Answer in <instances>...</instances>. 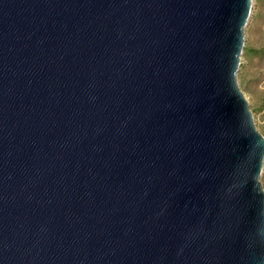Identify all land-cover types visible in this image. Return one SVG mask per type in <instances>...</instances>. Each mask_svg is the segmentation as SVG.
Instances as JSON below:
<instances>
[{"label": "water", "instance_id": "obj_1", "mask_svg": "<svg viewBox=\"0 0 264 264\" xmlns=\"http://www.w3.org/2000/svg\"><path fill=\"white\" fill-rule=\"evenodd\" d=\"M253 4L0 0V264H264Z\"/></svg>", "mask_w": 264, "mask_h": 264}, {"label": "rangeland", "instance_id": "obj_2", "mask_svg": "<svg viewBox=\"0 0 264 264\" xmlns=\"http://www.w3.org/2000/svg\"><path fill=\"white\" fill-rule=\"evenodd\" d=\"M245 34L238 78L240 87L249 99L256 125L264 134V0H254ZM262 182L264 185V171Z\"/></svg>", "mask_w": 264, "mask_h": 264}]
</instances>
